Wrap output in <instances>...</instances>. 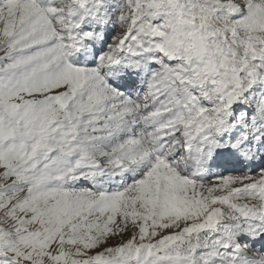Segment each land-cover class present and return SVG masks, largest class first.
<instances>
[{
  "label": "snow or ice",
  "instance_id": "snow-or-ice-1",
  "mask_svg": "<svg viewBox=\"0 0 264 264\" xmlns=\"http://www.w3.org/2000/svg\"><path fill=\"white\" fill-rule=\"evenodd\" d=\"M0 264H264V0H0Z\"/></svg>",
  "mask_w": 264,
  "mask_h": 264
}]
</instances>
